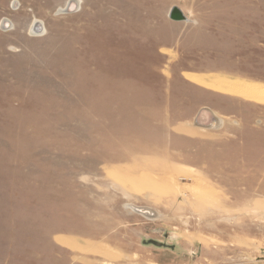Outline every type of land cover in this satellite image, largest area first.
I'll list each match as a JSON object with an SVG mask.
<instances>
[{"label":"rangeland","instance_id":"obj_1","mask_svg":"<svg viewBox=\"0 0 264 264\" xmlns=\"http://www.w3.org/2000/svg\"><path fill=\"white\" fill-rule=\"evenodd\" d=\"M242 83L264 87V0H0V264H264Z\"/></svg>","mask_w":264,"mask_h":264},{"label":"water","instance_id":"obj_2","mask_svg":"<svg viewBox=\"0 0 264 264\" xmlns=\"http://www.w3.org/2000/svg\"><path fill=\"white\" fill-rule=\"evenodd\" d=\"M70 10L65 9L64 11H59V13H67ZM168 17L170 20L172 21H176V22H181V21H185L188 22V18L184 15V13L182 12V10H180L178 7H172L168 13ZM207 111L206 110H201L198 115H197V121L195 122L196 125L200 126V121L198 120V118H201L202 115H204ZM203 127V126H202ZM205 127V126H204ZM132 211H134L135 213H138L140 215L143 216H147V217H151L154 215V212L151 209L148 208H139V207H129ZM154 245H160L159 243L156 242H152Z\"/></svg>","mask_w":264,"mask_h":264},{"label":"crops","instance_id":"obj_3","mask_svg":"<svg viewBox=\"0 0 264 264\" xmlns=\"http://www.w3.org/2000/svg\"><path fill=\"white\" fill-rule=\"evenodd\" d=\"M184 73H189V72H184ZM182 73V74H184ZM193 74H197V73H193ZM198 75H206V74H198ZM210 75V74H209ZM194 84V83H193ZM195 86L199 87L200 90L202 89L203 91H207V92H210V93H213L214 91L212 90H209V89H206L204 87H201L199 85H196L194 84ZM217 93V92H216ZM221 94V93H220ZM206 110L207 112L205 113V119L201 120V118H198V120H201L200 121V126H196L195 122L197 121V115L198 113L201 111V110ZM199 112L197 113L196 117L194 118V121H193V124H194V127H202L203 128H206V129H211V127H213V125H220V119L218 118V116L220 117H225L223 116V114L221 113V115L217 112V110L215 109H210V108H202L199 110ZM205 126V127H204ZM81 239V238H80ZM81 262V261H80ZM76 262H70V264H75ZM80 264H84V263H80Z\"/></svg>","mask_w":264,"mask_h":264},{"label":"bare ground","instance_id":"obj_4","mask_svg":"<svg viewBox=\"0 0 264 264\" xmlns=\"http://www.w3.org/2000/svg\"><path fill=\"white\" fill-rule=\"evenodd\" d=\"M228 87L231 88L232 90H238L248 95H254V96L256 95V96L264 97V87L258 85L242 83L237 85L229 84Z\"/></svg>","mask_w":264,"mask_h":264}]
</instances>
